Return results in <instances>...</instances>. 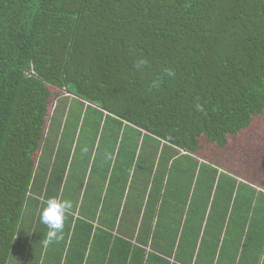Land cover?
<instances>
[{
	"label": "trees",
	"instance_id": "trees-1",
	"mask_svg": "<svg viewBox=\"0 0 264 264\" xmlns=\"http://www.w3.org/2000/svg\"><path fill=\"white\" fill-rule=\"evenodd\" d=\"M263 111L264 0H0V264H264V185L197 156Z\"/></svg>",
	"mask_w": 264,
	"mask_h": 264
},
{
	"label": "rangeland",
	"instance_id": "rangeland-1",
	"mask_svg": "<svg viewBox=\"0 0 264 264\" xmlns=\"http://www.w3.org/2000/svg\"><path fill=\"white\" fill-rule=\"evenodd\" d=\"M48 87L51 92L48 99L50 115L55 107V95L61 90L54 86ZM227 139V145L219 148L206 141L203 136L198 137L200 148L197 156L242 180L254 183L256 186L264 185V111L261 115L253 117L247 129Z\"/></svg>",
	"mask_w": 264,
	"mask_h": 264
},
{
	"label": "clouds",
	"instance_id": "clouds-1",
	"mask_svg": "<svg viewBox=\"0 0 264 264\" xmlns=\"http://www.w3.org/2000/svg\"><path fill=\"white\" fill-rule=\"evenodd\" d=\"M72 207L70 201L49 197L42 204L40 209V222L44 224L48 231L43 243L45 246L61 238L64 228L66 212Z\"/></svg>",
	"mask_w": 264,
	"mask_h": 264
}]
</instances>
